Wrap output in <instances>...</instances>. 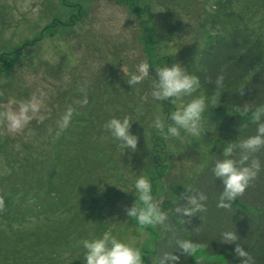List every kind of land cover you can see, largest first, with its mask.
Returning <instances> with one entry per match:
<instances>
[{
	"label": "rangeland",
	"instance_id": "374dc122",
	"mask_svg": "<svg viewBox=\"0 0 264 264\" xmlns=\"http://www.w3.org/2000/svg\"><path fill=\"white\" fill-rule=\"evenodd\" d=\"M214 2L0 0V113L17 107L10 99L42 100L40 112L17 133L0 117V195L12 201L9 218L0 219V264H82V241L108 229L140 248L142 259L153 252L167 221L142 229L126 217L135 178L148 176L168 216L213 150L227 148L250 120L208 107L202 128L214 134L210 146L201 135L174 138L152 127L155 117L180 106L152 98V71L179 62L193 73L198 51L220 28ZM233 10L248 24L261 23L264 0H235ZM145 60L151 73L129 85ZM125 116L138 137L135 152L104 127L109 118ZM73 122L86 130L77 132ZM53 169L55 183L62 176L71 186L60 202L45 196ZM190 264L226 263L203 251Z\"/></svg>",
	"mask_w": 264,
	"mask_h": 264
},
{
	"label": "trees",
	"instance_id": "16d2710c",
	"mask_svg": "<svg viewBox=\"0 0 264 264\" xmlns=\"http://www.w3.org/2000/svg\"><path fill=\"white\" fill-rule=\"evenodd\" d=\"M235 0H215L213 9L220 28L211 35L209 45L197 53L193 75L200 78V94L205 95L210 103L208 107L229 111L235 115H244L237 111V106L245 103L264 106V17L261 23L248 24L244 18L233 10ZM217 76H223L221 87L215 85ZM249 122L241 131L228 139L227 147L232 146L231 158L237 161V167L259 163V169L245 188L229 207H218L222 191L221 182L213 176V167L217 159L226 157L223 148L213 150L203 170L190 182L179 199L169 208L168 219L163 234L155 241L152 253L143 258L144 264H157L158 257L165 252L180 256L179 264H190L192 256L183 255L176 248V241L191 239L203 246V251L210 257H223L226 264H245L246 258L235 255L234 245L221 242V233L235 231L236 243L247 252L250 264H264V146L247 153L248 160L241 165V141L257 134L259 123L250 115ZM84 123V122H83ZM77 132L86 130V125H78ZM204 128V127H203ZM202 128V129H203ZM204 145L210 146L216 139L213 132L202 130ZM56 169L50 172L45 196H53L56 202L65 198L70 190L65 180L60 177L55 183ZM201 193L207 197L202 203L205 209L193 216L184 217L177 208L188 207L187 197ZM63 194V195H62ZM0 219L7 220L12 211L10 197L0 195ZM36 211H42L37 206Z\"/></svg>",
	"mask_w": 264,
	"mask_h": 264
},
{
	"label": "clouds",
	"instance_id": "9594fccd",
	"mask_svg": "<svg viewBox=\"0 0 264 264\" xmlns=\"http://www.w3.org/2000/svg\"><path fill=\"white\" fill-rule=\"evenodd\" d=\"M150 63L145 60L138 65L137 74L129 77V85L140 83L150 72ZM155 81L151 89L154 100L169 103L180 102V106L167 113L165 118L157 116L152 121V127L166 136L180 138L181 133L198 136L202 133V121L208 103L211 101L203 95H193L201 85L200 78L190 74L183 64L175 62L164 63L154 68ZM223 84V76H217L215 85L219 88ZM185 97H188L186 101ZM9 105H17L0 113V117L6 122L7 129L11 133H17L40 112L42 100L33 95L28 100L17 102L15 99L8 101ZM237 111L244 115H250L255 121L264 119V106L245 103L242 107L237 106ZM71 117V110L62 117V127L67 126ZM105 129L110 136L120 143V146L135 152L137 150L138 137L131 132V122L128 117L109 118ZM264 146V123H259L257 134L241 141L242 149L240 158L241 165L248 160L247 153L254 152ZM225 158L217 159L213 167V176L222 184V191L218 201V207L227 208L235 199L244 192L250 180L255 177L259 169V163L237 167V161L231 158L233 147L224 149ZM133 187L135 199L130 206L124 208L126 217L135 220L142 229L164 225L168 219L167 213L161 208L159 202L154 199L153 185L147 175H139L135 178ZM207 197L201 193L187 197L188 207L177 208L176 211L184 217H191L197 212H202L205 205L202 203ZM3 202L0 201V204ZM238 236L235 231L226 230L221 233V242L234 245L233 251L236 256L246 258L245 264H250L247 252L240 244L236 243ZM84 249L82 264H144L142 251L132 244L118 239L111 229L105 230L99 236L82 241ZM176 248L185 256L199 258L203 254V246L191 239L176 241ZM180 256L173 252H165L158 257L157 264H179Z\"/></svg>",
	"mask_w": 264,
	"mask_h": 264
}]
</instances>
